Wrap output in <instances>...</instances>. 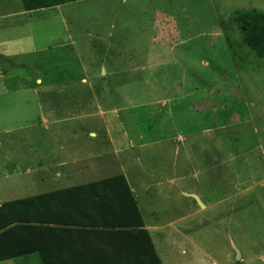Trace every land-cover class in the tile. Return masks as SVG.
Wrapping results in <instances>:
<instances>
[{
    "label": "rangeland",
    "instance_id": "1",
    "mask_svg": "<svg viewBox=\"0 0 264 264\" xmlns=\"http://www.w3.org/2000/svg\"><path fill=\"white\" fill-rule=\"evenodd\" d=\"M0 2V203L33 193L53 171L43 139L71 131L114 153L102 164L147 195L149 224L188 216L194 249L165 250V264H264V57L234 21L264 0ZM52 82L46 130L33 88Z\"/></svg>",
    "mask_w": 264,
    "mask_h": 264
},
{
    "label": "crops",
    "instance_id": "2",
    "mask_svg": "<svg viewBox=\"0 0 264 264\" xmlns=\"http://www.w3.org/2000/svg\"><path fill=\"white\" fill-rule=\"evenodd\" d=\"M52 85H54V82L33 88L35 94H37V99L41 102L40 108L47 110L45 116L41 115V122L46 130H49L51 125H53V120L57 121L54 118L57 114L53 112L50 102H42L40 100L39 94L54 91V88H51L53 87ZM25 88L29 87H23L19 91ZM68 133V135H72L68 136L64 141H59L58 138L53 136H47L43 139L47 142L46 147L48 149L44 160L46 167L38 164L39 162L36 165H40V169L42 170L50 171L52 169L53 171L45 179L32 180L34 184L32 188L34 191L30 195L35 196L42 193L59 192L60 190L79 187V190H68V192H65V194H62L63 196H59V199H57V201H60L62 216L65 218L67 216L70 220L72 219L73 224L61 232H58V230H49L50 232H47L44 239L39 243L41 244L40 249L50 250L51 254L57 253L59 255L57 258H63L65 252L71 257L70 260L64 259L56 263L53 262V264H92L103 259L104 262L102 264H132L126 261L115 250H137L135 244H141L138 238L140 237V234L137 232L138 229H146L149 231L162 264H165V261L169 259L165 250H174L176 246L178 248L182 247L183 250L194 249L184 245L185 242L190 245L189 242L193 243V241L192 238H189V235H185L182 232V227L179 226V222L183 221V218L186 220L188 216L180 217L179 219H169L167 222H162L158 225L149 224L141 202L147 195L143 192H138L128 175L123 171L109 173L112 172L110 171V167L102 164L103 161H108V158L105 157L106 155H112L114 153L111 152L109 154V152H106L105 156L97 155V151L100 148L95 145V142L91 138L75 135L71 131ZM36 140V143L41 142L40 139ZM132 141L128 139L129 144L133 143ZM112 146L114 147V144ZM35 148H37V144ZM51 148L53 149L51 150ZM132 148H135L134 144H132ZM50 150L56 156L57 152L60 153L63 151V158L61 160L56 158L55 162L50 161L49 158L52 157ZM35 172H39L38 169L36 170V166L31 169V173ZM121 174L125 175L130 189L138 201L144 221V226L142 227H136L139 219L135 214L128 211V207L130 206L128 202L129 196L126 190H123L124 188L119 184L89 187L92 183ZM101 195H105V198L100 202L99 196ZM18 198L21 197L14 199ZM194 241L196 242V240ZM36 244L38 243L34 241L31 243V246H35ZM58 250L61 251L58 252ZM100 250H107L108 252L107 255H104L103 259H97V253ZM183 253L189 254L188 251H184ZM189 257V262L182 263L180 258L178 259V264L231 263L229 254L224 256L223 262L212 256L210 260H207L195 253L189 254ZM0 264H42V262L39 255L34 253L27 257L3 261ZM145 264H148V262Z\"/></svg>",
    "mask_w": 264,
    "mask_h": 264
},
{
    "label": "trees",
    "instance_id": "3",
    "mask_svg": "<svg viewBox=\"0 0 264 264\" xmlns=\"http://www.w3.org/2000/svg\"><path fill=\"white\" fill-rule=\"evenodd\" d=\"M75 1L80 0H21V3L25 11H36ZM234 21L241 32L243 45L247 46L258 57H264V12L258 9L240 10L236 12ZM107 184H119L124 188L123 190H126L130 205L128 211L135 214L139 219L136 227L144 226L138 201L132 193L125 175L109 177L92 183L89 187ZM71 189L79 190V187L25 196L3 202L0 205V262L27 257L34 253L39 255L42 264H53V262L56 263L60 260L71 259L67 252L64 253L63 258H57L59 257L57 253L51 254L50 250L39 248L41 245L39 243L44 239L47 232H50L49 230L61 232L73 224L72 219L62 216L60 201H57L59 196H63L62 194ZM104 198L105 195L99 196L100 202ZM137 232L140 234L138 238L141 241V244H135L137 250L115 251L132 264H145L146 262L148 264H162L149 231L138 229ZM34 241L39 245L31 246ZM60 251L58 250V252ZM107 253V250H100L97 253V259H103ZM103 262L104 259L92 264H102Z\"/></svg>",
    "mask_w": 264,
    "mask_h": 264
},
{
    "label": "water",
    "instance_id": "4",
    "mask_svg": "<svg viewBox=\"0 0 264 264\" xmlns=\"http://www.w3.org/2000/svg\"><path fill=\"white\" fill-rule=\"evenodd\" d=\"M196 198V200L201 204V205H203V203L200 201V199L198 198V197H195ZM204 206V205H203Z\"/></svg>",
    "mask_w": 264,
    "mask_h": 264
}]
</instances>
